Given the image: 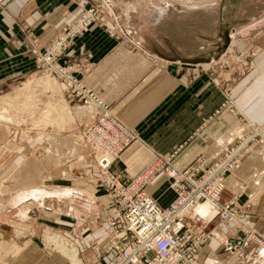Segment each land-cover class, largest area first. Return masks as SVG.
<instances>
[{"label":"crops","instance_id":"crops-1","mask_svg":"<svg viewBox=\"0 0 264 264\" xmlns=\"http://www.w3.org/2000/svg\"><path fill=\"white\" fill-rule=\"evenodd\" d=\"M84 3V0H0V92H16L21 88L36 71L38 56L64 26L84 11ZM233 34H226L223 46L204 47L193 57L189 53L174 56L156 48L151 52L142 47L130 51L123 42L90 25L61 54V61L81 63V68L75 70L78 79L110 105L122 124L139 134V142L130 145L110 167L121 184L129 183L154 161L156 153L168 156L173 152L174 163L180 169L200 156L212 161L242 131L235 112L233 115L224 110L210 119L222 98L220 87L210 86L209 77L213 76L208 68L223 51L233 47ZM261 51L255 59V70L237 81L230 91L234 108L256 124H264V45ZM210 96L217 99L211 101ZM9 97H1L0 103H7ZM203 123L204 129H200ZM32 135L27 138L29 142L37 137L34 132ZM78 167L77 176L66 178L71 186L69 192L58 196L36 191L31 196L22 194L9 203L10 209L16 210L10 215L13 218L0 214V264L46 261L63 264L59 262L61 255L43 250L38 239L45 224L42 219L46 218L48 223L49 217L57 213L35 204L53 199L64 201L62 231L74 243L75 249H71L80 255V263L93 264L99 260L105 264L111 259L112 253L106 248L107 212L100 204L105 192L97 186L95 171ZM24 170L21 172L25 173ZM28 171L34 180L42 170L35 166ZM55 171L50 165L44 168L43 184L34 185L50 187ZM222 188L220 203L233 201L246 214L247 222L264 233V144L245 157L224 180ZM145 191L162 207H167L174 198L164 176L157 177ZM28 203L34 207H27ZM213 234L198 254V264H264V256L255 254L257 248H250L249 238L242 231L217 220ZM94 247L101 252L100 256L97 257Z\"/></svg>","mask_w":264,"mask_h":264},{"label":"rangeland","instance_id":"rangeland-1","mask_svg":"<svg viewBox=\"0 0 264 264\" xmlns=\"http://www.w3.org/2000/svg\"><path fill=\"white\" fill-rule=\"evenodd\" d=\"M84 2H86L84 11L74 22L64 26L58 37L63 39L74 28V23L87 15L89 23L86 28L90 25L98 26L116 41L123 42L130 51L142 47L151 52L152 48H156L160 52H168L174 56L189 53L193 57L204 47L209 48L215 44L223 46L226 34L229 36V32H234L233 47L223 51L216 63L208 68L213 76L209 77L210 86L220 87L222 98L221 104L213 111L210 119L224 110L233 115L234 112L237 114V122L242 131L235 134L230 143L233 144L238 139L248 142L244 157L264 144V124H256L243 117L234 108V100L230 93L231 87L237 81L255 70V59L262 52L264 0H84ZM86 28L72 36L73 38L63 41L64 45L55 57L57 64L62 65L73 79H78L75 70L81 68V63L73 61L70 64L61 61L60 56ZM40 67L36 68L16 92L5 90L0 92V99L5 95L10 96L7 103H0V214H9L8 218H13L10 215L16 212L14 208L10 209L12 206L9 204L16 197L22 194L31 196L36 192H40L41 195H63L71 189L66 178L77 176L76 171L80 169L73 165L76 159L74 142L77 138L74 131L78 123H88L87 110L69 97L64 82L58 83L49 71L43 74ZM210 98L211 101L217 99L211 96ZM202 125L204 123L200 129H204ZM33 132L37 137L29 142L27 138ZM137 135L139 137V134ZM139 139L132 144L138 143ZM156 156L164 155L156 153L154 157ZM19 162L23 165L20 166ZM49 165L56 168L52 173L54 182L47 188L35 186L36 183L43 184L41 181L46 178L43 176V169ZM35 166L42 171L39 177H34L33 180L29 171H26ZM63 167L65 169L62 170ZM86 168L93 171L89 165ZM23 169L25 173L21 172ZM35 195L37 197L38 194ZM100 200L104 207L106 193L101 195ZM62 203L64 201L58 202L53 199L50 202L40 201L35 204L37 208L38 206L42 210L48 208L58 214L51 215L48 223L45 221L46 218L42 219L45 224L39 230L38 239L43 250L61 255L59 262L72 264L69 258L72 252L64 254L67 249L75 248L72 240L62 231L65 224V220L61 219L64 212ZM28 204L27 207L33 206L32 203ZM242 214L243 220H246V230L253 233L250 236L243 230L249 238L250 248H257L255 254L263 258L264 233L256 231L247 222L246 214ZM91 220L88 219L89 223H93ZM231 226L241 232L240 228ZM67 240L72 244L69 242L67 245ZM46 252L43 251L44 254H47ZM77 259L80 262L78 253ZM46 262L44 264H49V261Z\"/></svg>","mask_w":264,"mask_h":264},{"label":"built area","instance_id":"built-area-1","mask_svg":"<svg viewBox=\"0 0 264 264\" xmlns=\"http://www.w3.org/2000/svg\"><path fill=\"white\" fill-rule=\"evenodd\" d=\"M88 23L87 15L76 21L63 39L52 41L38 56L37 65L43 74L49 71L58 83L64 82L69 97L87 110L88 123H78L74 131L77 138L73 165H89L97 173V186L106 193V248L112 257L105 264H197L202 247L214 236L217 220L247 231L243 214L232 201L220 203V193L224 180L244 160L248 142L238 139L214 160L200 156L184 169L175 165L174 153L156 156L129 183L121 184L110 167L138 141V135L113 115L108 103L70 77L55 58L63 41L73 38ZM159 176L167 178L174 193L167 207L145 191ZM93 249L100 256L101 252ZM93 264L101 263L97 260Z\"/></svg>","mask_w":264,"mask_h":264},{"label":"bare ground","instance_id":"bare-ground-1","mask_svg":"<svg viewBox=\"0 0 264 264\" xmlns=\"http://www.w3.org/2000/svg\"><path fill=\"white\" fill-rule=\"evenodd\" d=\"M73 249V248H72ZM72 249H67L64 254H68L69 251H71L72 253L69 255V258L72 262V264H80L79 259H77V255L75 251H72ZM74 250V249H73Z\"/></svg>","mask_w":264,"mask_h":264},{"label":"water","instance_id":"water-1","mask_svg":"<svg viewBox=\"0 0 264 264\" xmlns=\"http://www.w3.org/2000/svg\"><path fill=\"white\" fill-rule=\"evenodd\" d=\"M228 43H229V42H227L226 47H227ZM226 47H225V49H226Z\"/></svg>","mask_w":264,"mask_h":264}]
</instances>
